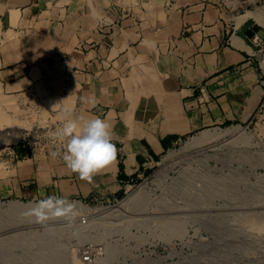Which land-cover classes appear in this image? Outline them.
<instances>
[{"label": "crops", "instance_id": "obj_1", "mask_svg": "<svg viewBox=\"0 0 264 264\" xmlns=\"http://www.w3.org/2000/svg\"><path fill=\"white\" fill-rule=\"evenodd\" d=\"M232 18L221 0H0L7 93L106 119L117 149L91 183L57 158L16 196L116 198L180 136L246 124L264 93L248 28Z\"/></svg>", "mask_w": 264, "mask_h": 264}, {"label": "rangeland", "instance_id": "obj_2", "mask_svg": "<svg viewBox=\"0 0 264 264\" xmlns=\"http://www.w3.org/2000/svg\"><path fill=\"white\" fill-rule=\"evenodd\" d=\"M225 1L230 5V10L238 6L235 0ZM1 32L0 24V35ZM259 43L255 53L252 51L254 54L252 58L259 76V85L264 93V84H262L264 75L259 65V62L264 60V42ZM1 50L5 52L6 48L2 47ZM34 77L38 78L39 74ZM262 104H264V95L251 119L246 124H241L242 127H246L251 122L250 127L245 129L251 141L247 147L243 140L231 135L222 137L217 143L201 145L194 143L203 131L180 136L177 142L161 155L152 171L126 186L116 197L120 201L119 204H113L114 198L98 199L89 203L68 198L90 209L89 212H81L79 216V218L87 216V223L81 224L78 218L79 224L72 226L64 224L53 228L58 229L56 232L46 231L42 226L35 231L44 234L45 238L50 237L49 234H52L50 231H53L55 234L53 238H56L55 240L65 251L70 255L74 253L79 255L76 254L81 259L80 264L83 263L81 253L85 246L93 247L96 254L94 264H198L226 261L238 264L242 255H245L243 258L250 264H264V106L262 107ZM57 107L54 100L44 96L41 98L32 95L26 98L10 96L6 86L0 81V144H16L14 149L18 155L14 160H11L9 155L0 156L2 209L12 202L35 203L31 197L16 196L20 194L19 184L25 178L33 176L40 167H46L50 172L59 162V159L53 160L49 155L58 145L49 134L62 126L61 116L66 115L65 112L58 111ZM257 113L261 120L256 117ZM70 118L81 121V117L72 112ZM236 125L238 124H228L220 130ZM13 128L17 132L20 131L15 142L3 136ZM24 137L27 141L21 143ZM170 152L172 158L164 160ZM22 157H28L27 162L21 160L17 163V159ZM219 176L223 177L225 184L223 183L224 187L219 184L220 188H217L214 187L216 184L213 181ZM203 178L212 181L209 180L207 183L206 187L209 184L207 189L200 186L199 180L202 181ZM246 178L249 181L245 180ZM247 182L250 184H246ZM126 189H129L127 193ZM23 192L26 194V191ZM136 192L140 195L144 192L150 194V198L139 206L142 210L140 215L120 220L110 218L90 220L97 211L116 209ZM255 204L256 210L253 209ZM134 207H137L136 204L130 208ZM249 208L252 211H247ZM173 213L178 215V218H173ZM22 220L21 215L0 213V229ZM183 231L185 234L181 238L180 234ZM25 232L30 230L27 229ZM32 248L33 251H37L36 246ZM21 253L22 251L18 249L17 254ZM31 264H35L34 260Z\"/></svg>", "mask_w": 264, "mask_h": 264}, {"label": "bare ground", "instance_id": "obj_3", "mask_svg": "<svg viewBox=\"0 0 264 264\" xmlns=\"http://www.w3.org/2000/svg\"><path fill=\"white\" fill-rule=\"evenodd\" d=\"M252 11H254V12L248 11V13H246V14L244 13V15L242 14V16L239 17V19H238L239 25H241L242 22H244L246 20L254 18L256 21V25L264 28V13L258 9L252 10ZM263 48H264V46H263ZM253 52H254V50H253ZM12 130L3 134V136L7 140H12L15 142L18 139L20 131L18 130L19 132H17L16 130H14V128ZM200 135L201 136L199 137L198 140L195 139L196 141L194 144L201 145L203 143H210V144L211 143H217L222 137H224L226 135H231L232 137L233 136L238 137L239 139L243 140L242 142L244 143V145L246 147L251 143L250 138L245 133V127H242L241 125H239V126L236 125L232 128H227L226 130H220V129H216V128H214L213 130L209 129L207 131H203V133ZM239 139H237V140H239ZM191 143H193V141ZM241 145H242V143H241ZM232 147L233 146H231L230 148H232ZM234 149H236L235 146H234ZM169 158H172L171 152L168 154L167 158L164 160H167ZM23 159H25V158L22 157V158L17 159V163ZM240 162H241V160H240ZM235 163H237V161ZM254 168H255V166H254ZM221 173H223V172H221ZM194 176H196V175H194ZM221 177L222 176H219L217 179H215L213 181V183L216 184V185H214V187L220 188V187H218L219 184H220L219 186H221V187L223 186V183H224L223 177L222 178ZM209 180L206 178H203L202 181L199 180L201 183L200 186H202L204 189H207L209 187V184H208V187H206V185L209 182ZM245 180H248V179L246 178ZM213 183H210V184L212 185ZM192 184H193V182H192ZM246 184H250V183L247 182ZM197 186H199V185H197ZM189 189H191V188H189ZM219 191H220V189H219ZM221 196L223 198V193ZM149 198H150V194H148V193L144 192L143 194L140 195L138 192H136L126 202L119 205L116 209L111 210V211H104V212L97 211V214H95V216H93L94 218L91 217L93 219H90V220H93V221L96 219L97 220H105L108 218L113 219V220H120L123 218L125 219L126 217H133V216L140 215L142 210L139 209V206H141ZM132 203L136 204L137 207H134L133 209H131L130 207H132V205H133ZM6 206L7 207H5L3 209L0 206V213H11V214L21 215V217H23V220L19 221L18 223H15L11 226H8V227L6 226V227H3L0 229V263H2V264H31L33 260H34L35 264H49V263H51V264H80L81 263L80 262L81 259L76 256L77 253L70 255L69 252L65 251V249L61 245H59V243L55 240L56 238H53L55 236L53 231H50V233H52V234H49L50 237H47V238L44 237V234H39L35 231V229H37L38 227H41V225L34 223L33 222L34 218L26 217L24 215V213L28 210L29 207L34 206L33 202H30V203L12 202V203H8ZM254 207L256 208V204H255V206H253V209H255ZM77 209L79 210L80 213L90 211V209L88 207L82 205L79 202H77ZM129 210H132L133 213H132V211H129ZM255 210H253V211H255ZM247 211L250 212V211H252V209L250 210V208H249ZM261 211H263V210H261ZM173 214H171V215H173ZM175 215L176 214L173 215V218L178 216V215H176V216ZM171 218H172V216H171ZM77 222L78 221H76V223L74 225L79 224V222L78 223ZM64 224H66V223L63 220H57V221L50 222V227H44V228L46 229V231H49V230H54L55 228H57L61 225H64ZM27 229H29L30 232H25V230H27ZM33 230L35 232H33ZM54 231L56 232V231H58V229L54 230ZM184 234H185L184 231L180 234L181 238H182V235H184ZM33 246L37 247V251H33V248H32ZM18 249H20L22 251L21 254H17ZM225 255L228 256L230 254H225ZM243 257H245V255H242L240 257L241 261L238 264H250ZM81 258H82V253H81ZM95 261H94V263H95ZM82 262H83V258H82ZM82 264H85V263L83 262ZM198 264H231V263L226 261L223 263L200 262ZM255 264H257V263H255Z\"/></svg>", "mask_w": 264, "mask_h": 264}, {"label": "clouds", "instance_id": "obj_4", "mask_svg": "<svg viewBox=\"0 0 264 264\" xmlns=\"http://www.w3.org/2000/svg\"><path fill=\"white\" fill-rule=\"evenodd\" d=\"M64 112L66 115L61 116L62 126L49 134L58 142L49 155L53 160L62 158L69 170L91 183L93 176L116 158L112 125L99 116L81 122L70 118L72 109L66 108ZM24 215L34 218L33 222L42 227H50V222L57 220L72 226L80 212L77 202L64 196L50 195L35 201Z\"/></svg>", "mask_w": 264, "mask_h": 264}, {"label": "built area", "instance_id": "obj_5", "mask_svg": "<svg viewBox=\"0 0 264 264\" xmlns=\"http://www.w3.org/2000/svg\"><path fill=\"white\" fill-rule=\"evenodd\" d=\"M235 1H237V4H238V6L233 8L236 11V13L233 14V18H232V21H233V24H234L235 27L241 28V27L245 26V24L248 21H252L253 24H256V21L253 18V19L246 20L241 25L237 26V24L235 22V17L238 16V15H242V14H240V12H243V14H244V13H246L248 11H252V10L258 9V10H261L264 13V0H235ZM221 4L223 6H225V7H227V8H230V5L227 4V2L225 0H221ZM234 10H232V11H234ZM259 27L264 30L263 27H261V26H259ZM249 29H250V27H248V30ZM246 38L252 45L255 46V49H257V47L260 45L259 42H264V40L262 38H260L256 34L254 36L246 35ZM255 49H253V50L255 51ZM259 65H260L261 72L264 75V60H261L259 62ZM263 84H264V82H263ZM263 106H264V104H262V107ZM256 117H258V119L261 120V117H260V115L258 113L256 114ZM250 125H251V122H250V124L246 125L245 129L249 128ZM26 141H27L26 137H24V139L21 141V143H25ZM15 145L14 144H0V156L9 155V156H11V160H14V158H18V155H17V153L15 152V149H14ZM132 187L133 186H131V188ZM128 191H129V189H126V193ZM37 200H39V199H36L35 201H37ZM113 202H114L113 203L114 205H117V204L120 203V201L117 198H114ZM79 221L81 222V224L87 223V216H81L79 218ZM82 258H83V262L85 264H93L94 263V261L96 260V254H95V251H94L92 246H85L82 249Z\"/></svg>", "mask_w": 264, "mask_h": 264}, {"label": "water", "instance_id": "obj_6", "mask_svg": "<svg viewBox=\"0 0 264 264\" xmlns=\"http://www.w3.org/2000/svg\"><path fill=\"white\" fill-rule=\"evenodd\" d=\"M244 27L245 28L250 27V29L247 30V35L254 36L256 34L264 40V30L260 28L258 25L253 24L252 21H248Z\"/></svg>", "mask_w": 264, "mask_h": 264}]
</instances>
